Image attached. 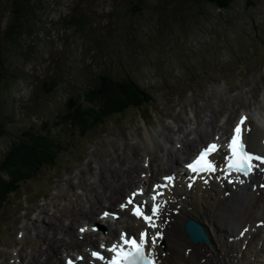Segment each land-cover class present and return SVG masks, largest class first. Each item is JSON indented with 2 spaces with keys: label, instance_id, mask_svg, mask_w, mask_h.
Masks as SVG:
<instances>
[{
  "label": "rangeland",
  "instance_id": "1",
  "mask_svg": "<svg viewBox=\"0 0 264 264\" xmlns=\"http://www.w3.org/2000/svg\"><path fill=\"white\" fill-rule=\"evenodd\" d=\"M29 3L31 15L21 21L14 38L7 35L11 0H0V55L5 68L0 78V163L23 131L37 137L26 144L45 136L58 146L53 159L40 161L28 176L20 169L24 179L0 199V264L11 259L10 251L26 248L27 233L36 237V231H44L57 237V228L51 233L47 226L40 227L47 223L42 217L58 219L57 203L67 202L69 194L81 197L84 184L98 177L99 166L113 162L127 167L135 156L139 162L145 150L144 132H154L155 139L165 144V135L176 138V126L184 120V127H193L194 112L200 110L202 117L211 116L216 122L221 114L237 109L235 98L240 94L246 106L252 103L250 96L258 102L264 85V0H251V5L231 0L224 9L207 0ZM101 74L135 82L145 100L102 118L103 123L84 138L64 117L73 105L84 109L95 105L86 92L99 86ZM120 97V92L108 96L111 102ZM166 142L163 152L171 139ZM158 152L154 148L149 156ZM103 172L100 178L107 171ZM0 178L8 179L2 168ZM102 200L93 205L95 216L100 208H112ZM66 218L62 216L66 224L78 219ZM79 224H73V231ZM47 242V238L40 241L42 250Z\"/></svg>",
  "mask_w": 264,
  "mask_h": 264
},
{
  "label": "bare ground",
  "instance_id": "2",
  "mask_svg": "<svg viewBox=\"0 0 264 264\" xmlns=\"http://www.w3.org/2000/svg\"><path fill=\"white\" fill-rule=\"evenodd\" d=\"M261 89L258 102L254 100L255 97L250 96L249 100L252 98V103L246 106V98L240 94L235 98L239 102L237 109L226 116L223 115L225 113L221 114L220 119L216 122L211 119V116L206 120L200 115L202 113L200 110L194 112V122L191 123L193 127H184L186 122L184 120L181 126H176L177 134H179L176 138L165 135V144L155 139L154 132L151 134L144 132L141 138L145 150L144 154H141L139 162H136L135 156L130 164H126L127 167L120 165L118 168L112 164L113 162L106 164L108 167L99 166L98 177L96 176L92 183L84 184L85 192L82 190V193L79 194L81 197L69 194L67 202H63L62 205L60 202L57 203L58 219L57 216L48 219H46L48 216L42 217V220H46L47 223L43 222L40 227L47 226L52 229L51 233H54L53 228H57V232H55L57 237L54 234L50 236V232L44 233V231H36V237L27 233L23 239L26 248L21 252L10 251L8 257L11 259L5 261L4 264H62L58 254L78 252L83 249V246L91 245L97 241V233L84 232L80 235L76 230L86 223H92L97 226V229H101L102 220L94 217L95 207L93 206L99 198H103L102 202H106L115 209L131 185L148 188L152 181L157 180V176L177 171V167L172 170V165H179L181 161H185L197 146L212 139L213 135L224 134L236 117L241 115L248 117L246 122L248 131L245 133L244 139L249 149L264 155V85H261ZM246 97L248 99V96ZM250 106H253V110L249 108ZM222 108L223 111H226L228 107L223 106ZM181 120L183 121V119ZM212 124L214 125L211 126ZM163 129L172 131L167 126H164ZM207 130L212 131L207 133ZM191 134L194 135L190 138L188 135ZM170 139L171 144L163 152L162 147L167 145L166 141H170ZM154 148L159 149L160 152L150 157ZM183 152L186 153L183 154ZM155 160H159V162L154 164V169L152 165ZM104 170L107 171L106 175L108 176V172H110L109 181H106V175L100 178ZM154 170L162 173H153ZM259 175H264V170ZM204 179L203 176L200 183H194L189 190H186L178 175L174 186L170 184L164 191L161 201L166 203L163 204L161 219L157 220V224L162 225L159 228L162 238L154 248L157 264H264V190L251 191L240 187L225 195L218 185L213 183L205 185ZM93 183H98L99 189L94 187ZM61 215H66L67 218L73 216L78 219L66 224ZM186 218L195 220L203 227L209 238L207 242L192 244L186 239L181 231V224ZM57 221L59 222L57 223ZM78 221L81 224L77 225L73 231V224ZM104 221L107 223L106 220ZM258 221H263L262 227H256ZM56 224H58L57 227ZM29 225L27 223L24 229H28ZM112 225L118 229H125L128 233L139 229L138 221L129 217L124 211H121L120 216ZM239 228L247 229L243 237L237 235ZM98 231L100 233V230ZM109 231L111 232V229ZM109 231L107 230L105 235L111 239ZM42 238L48 239L47 246L43 250L40 247ZM27 247L31 248L27 251ZM22 252H25L24 255ZM78 264H83V262Z\"/></svg>",
  "mask_w": 264,
  "mask_h": 264
},
{
  "label": "trees",
  "instance_id": "3",
  "mask_svg": "<svg viewBox=\"0 0 264 264\" xmlns=\"http://www.w3.org/2000/svg\"><path fill=\"white\" fill-rule=\"evenodd\" d=\"M207 1L219 9H224L229 5L231 0ZM246 5H251V0H246ZM30 15L31 4L29 3V0H11L7 35L15 38L18 29L21 27V21L25 20V17ZM4 73L5 68L3 66V59L0 55V78L3 77ZM101 76L99 86L95 89H88V92H86L94 99L95 105L84 109V106L72 104L73 107L71 108L70 113L64 117V122L68 119V122H66L69 125H73L70 129L77 130L79 135L84 138L87 135V132L103 123V120H101L102 118L107 119L114 113H120L121 109L128 104L135 106L140 100H145V96H141L143 94L141 90L138 89L135 82L125 78L122 80H113L108 77L107 74H101ZM117 92H120L122 97H120V101H113V103L108 96L114 95ZM122 102L124 103L122 104ZM69 109L70 107H68V110ZM35 136L36 135L29 130L23 131L21 137L11 143L16 144L15 148L12 150L9 157L0 163V168L4 170L8 177L7 180H2L0 178V199L5 193L12 190L14 184L24 179L21 177L20 171L22 170L20 169L24 168L26 176H28L30 168L36 169L39 166L40 161L45 159V161H43L45 164L53 159L54 150L57 149L58 144L55 141L53 142L51 138L45 136L35 140L34 143L28 142L26 144L27 139H36L37 137Z\"/></svg>",
  "mask_w": 264,
  "mask_h": 264
},
{
  "label": "snow or ice",
  "instance_id": "4",
  "mask_svg": "<svg viewBox=\"0 0 264 264\" xmlns=\"http://www.w3.org/2000/svg\"><path fill=\"white\" fill-rule=\"evenodd\" d=\"M247 120V116L241 115L232 129L229 140L225 144L221 145L216 142L207 144L198 151L195 158L186 167L196 175L217 171L214 154L218 153L222 148L227 150L225 154V171L235 170L247 175L254 168L260 166L254 161L264 164V155H255L245 142L244 135L248 131L246 127ZM163 179L168 183L155 185L149 201H136L135 198L142 196L144 193L141 188L132 192L126 201L120 205L121 209L131 206L132 215L143 222L144 227L141 228L139 235L129 236L127 233L122 232L119 240L107 249L108 252L112 253L110 257H105L97 251L91 253L93 257L106 261V264H157L154 248L158 240L162 238V232L159 231L162 225H158L157 220L161 219L163 204L166 202H157V198L162 196L163 193L157 192L156 189L169 187L174 177L165 176ZM103 215L105 217L112 215L116 218L115 214L109 212H104ZM80 231L83 232L85 229L81 228ZM100 247L103 248L104 245L101 244ZM68 264H74V261L69 260Z\"/></svg>",
  "mask_w": 264,
  "mask_h": 264
},
{
  "label": "water",
  "instance_id": "5",
  "mask_svg": "<svg viewBox=\"0 0 264 264\" xmlns=\"http://www.w3.org/2000/svg\"><path fill=\"white\" fill-rule=\"evenodd\" d=\"M182 230L192 243L208 240L201 226L192 222V220H185L182 224Z\"/></svg>",
  "mask_w": 264,
  "mask_h": 264
}]
</instances>
